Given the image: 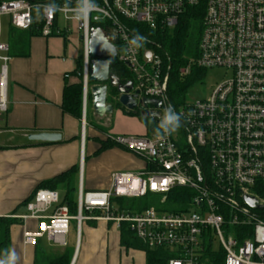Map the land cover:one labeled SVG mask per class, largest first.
<instances>
[{
  "label": "built area",
  "instance_id": "obj_1",
  "mask_svg": "<svg viewBox=\"0 0 264 264\" xmlns=\"http://www.w3.org/2000/svg\"><path fill=\"white\" fill-rule=\"evenodd\" d=\"M61 11L39 16L48 3ZM0 0V19L8 16L21 31H37L42 37L80 40L83 56V106L90 93L89 41L100 28L115 46L117 59L134 75L139 99L159 100L157 130L150 134L122 135L116 142L146 163L139 172H115L108 190L87 192L80 181L77 213L70 214L58 191L40 189L26 206L27 214L11 217L36 221L35 231L25 230V246L42 238L66 246L72 221L76 241L85 221L127 225L147 250L168 254L165 264H264V0H95L97 9L89 22H77L63 11L77 0ZM204 8L198 57L191 58L179 75L193 68L227 69L231 79L218 85L211 97L185 103L181 126L172 135L160 133L159 123L168 99L169 71L161 56L146 46L131 45L132 34L123 20L152 31L174 30L190 11ZM9 46L0 40V113H7ZM80 76V74H78ZM69 79V75L65 76ZM142 112V106L136 111ZM192 192L184 209L167 211L168 193ZM160 197L158 207L145 211H120L115 199ZM246 197L256 200L251 207Z\"/></svg>",
  "mask_w": 264,
  "mask_h": 264
},
{
  "label": "crops",
  "instance_id": "obj_2",
  "mask_svg": "<svg viewBox=\"0 0 264 264\" xmlns=\"http://www.w3.org/2000/svg\"><path fill=\"white\" fill-rule=\"evenodd\" d=\"M4 19L7 25L3 40ZM12 28L8 16L0 19V40L8 46ZM80 51V40L74 33L68 39L35 35L29 41L27 56H12L9 47L11 60L6 85L9 108L7 113H0V219L26 215L22 204L32 199L38 186L74 166L80 167L78 184L82 181L89 193L108 190L115 172H139L147 166L132 153L116 147L96 156L100 147L98 139L104 136L87 126L85 119L80 122L62 111L65 86L78 82L73 72ZM124 111L128 112L125 108H114L108 118L109 133L113 136L146 135L148 130L144 124L141 132L119 126L125 118ZM100 125L106 128L104 123ZM46 132L60 134L61 140L42 143L29 139L31 134ZM86 138L91 148L87 184L84 181ZM59 194L63 198L62 193ZM36 227L37 222L32 220L25 223L17 220L11 227L10 248L17 257L15 264L147 263L145 252L121 246V230L113 223L85 221L79 243L69 232L66 246L54 245L45 238L36 246H25V230L35 231Z\"/></svg>",
  "mask_w": 264,
  "mask_h": 264
},
{
  "label": "trees",
  "instance_id": "obj_3",
  "mask_svg": "<svg viewBox=\"0 0 264 264\" xmlns=\"http://www.w3.org/2000/svg\"><path fill=\"white\" fill-rule=\"evenodd\" d=\"M50 2V0H48ZM204 8H198L197 10L190 11L185 18H183L180 24L172 31H152L147 26L128 22L123 20L127 30L132 34V39L136 34H140L146 37V41L150 44L146 45L158 53L167 67L171 66L169 71V90L168 99L174 109L178 110L186 103V93L188 88L193 83L197 75L200 76L201 72H195V78L192 76H186L183 78L179 75V69L185 67L191 58L198 57V46L201 39L203 28ZM40 35L36 30L34 31H21L12 28L10 34V54L12 56H27L28 45L30 39ZM64 39H66L64 37ZM82 71H83V56L80 54L77 61L76 70L73 72V76L78 80L77 83L72 85L67 84L63 91V103L62 111L65 114H69L78 121H82V107H83V85H82ZM193 71V69H192ZM193 72V75L195 74ZM111 73L117 76L123 84L134 81V75H132L124 64L120 63L117 59H113L111 63ZM192 73V72H191ZM80 74V76L78 75ZM118 97L116 89L112 88L108 97V104L114 106L117 109H123L117 101ZM89 101L91 98L89 96ZM88 101V103H89ZM129 116H138L140 122L144 124L148 132L157 130V122L151 119H147L139 112H127ZM87 122L92 125L95 130L99 132H105V130L97 124L89 121L87 115ZM99 149L95 155H99L107 149L115 148L117 145L111 141H99ZM80 175V167L74 166L66 172L58 175L57 177L41 183L37 190L47 189L51 191H58L62 193V201L67 204L71 215L77 213V190L78 181ZM35 194V193H34ZM192 192L187 189H175L168 193L166 202L167 211L178 212L182 211L185 207L184 204L188 203ZM31 199L25 201L22 206L26 207ZM160 197L148 194V196L142 199H115L120 211H145L155 206L158 207ZM17 220L13 218L0 219V258L7 255V252H11L10 248V229L16 224ZM121 246L125 249H135L145 252L147 263L146 264H165L168 259V254L161 250L150 251L145 249L133 236L127 225L123 224L121 227ZM35 264H56V263H35ZM67 264V263H57Z\"/></svg>",
  "mask_w": 264,
  "mask_h": 264
},
{
  "label": "water",
  "instance_id": "obj_4",
  "mask_svg": "<svg viewBox=\"0 0 264 264\" xmlns=\"http://www.w3.org/2000/svg\"><path fill=\"white\" fill-rule=\"evenodd\" d=\"M117 51L114 45L109 43L103 31L98 29L91 30L89 41V83L91 85L90 96L92 99L93 109L96 113L102 115L104 113L112 114L114 106L108 104L109 92L112 88L116 89L118 97L115 99L117 103L128 110L134 112L138 106H142V116L147 119H159L160 112H149V107L161 109L163 103L159 100L148 98L139 99V92L133 93L134 86L132 82L123 84L120 79L111 73V63L115 59ZM85 118V116H84ZM31 141L42 143H56L61 140V135L58 133H41L29 137ZM247 203L254 207L256 200L246 197Z\"/></svg>",
  "mask_w": 264,
  "mask_h": 264
},
{
  "label": "rangeland",
  "instance_id": "obj_5",
  "mask_svg": "<svg viewBox=\"0 0 264 264\" xmlns=\"http://www.w3.org/2000/svg\"><path fill=\"white\" fill-rule=\"evenodd\" d=\"M6 22L7 20L4 19L3 20V40L4 38H6ZM197 72H201L202 74L197 75V77L195 78V75ZM193 72L195 73L193 75ZM232 72L230 70L227 69H220V68H215V69H199V68H193L192 73L189 75L192 76L194 79L193 83L191 84V86L188 88V91L186 93V102L189 104H193L197 101H204L207 100L211 97V95L213 94L214 90L216 89V87L222 83H224L225 81H227V79H231L232 78ZM186 78V77H184ZM110 93V92H109ZM90 94V93H89ZM89 95L86 101V110L84 112V107H82V120L85 119L86 121V125L89 126L88 122H87V115L89 116V121H92V123L97 124V123H104L106 128L109 127L110 125V121H108V118L110 117L109 113H104L102 115L96 113L93 109V104H92V100L89 101ZM138 111H134L133 113H137ZM85 113V114H84ZM124 113L126 114L124 117V119L121 120V122L119 123V126H121L123 129L125 130H135V131H142V123L140 122L138 116H129L127 114L126 111H124ZM139 113L140 109H139ZM85 115V118H84ZM99 124L100 127H102L105 132H99L101 135L104 136V138L102 140L98 139V141H111L112 143H114L116 146V148L121 149L125 152H128V150H126L124 147H122L121 145H119L115 140L117 136H113L111 133H109V129L104 128L103 126H101ZM91 127H93L92 125H90ZM144 126V125H143ZM94 128V127H93ZM95 129V128H94ZM97 131V130H96ZM153 132V131H152ZM147 134H150L149 132H147ZM137 136H142V135H137ZM88 141V146L86 147V164H85V172H84V181L87 184L88 183V179H90V174L88 173V169H89V162H90V157H89V143L90 141L88 140V138H86ZM94 141L96 142V139H94ZM73 223H71L70 226V237L75 239L76 237V222L72 221ZM117 264H122V263H117ZM126 264V263H124ZM128 264V263H127ZM133 264V263H130ZM135 264H143V263H135Z\"/></svg>",
  "mask_w": 264,
  "mask_h": 264
},
{
  "label": "clouds",
  "instance_id": "obj_6",
  "mask_svg": "<svg viewBox=\"0 0 264 264\" xmlns=\"http://www.w3.org/2000/svg\"><path fill=\"white\" fill-rule=\"evenodd\" d=\"M98 5L95 3V0H77L75 7H71L69 3L64 5L63 11L71 14V18L77 22H83L87 24L90 19V15L93 11L97 9ZM61 11L59 5L54 2L48 3L44 6L42 12L41 9H37L39 16H53L56 12ZM146 37L136 34L133 39L130 41L131 45L136 48H140L146 42ZM181 117L182 114L177 113L172 105H168L164 110L163 120H160L159 129L160 133L164 136L172 135L175 133L181 126ZM15 252H7L6 256L0 258V264H15L16 262Z\"/></svg>",
  "mask_w": 264,
  "mask_h": 264
}]
</instances>
